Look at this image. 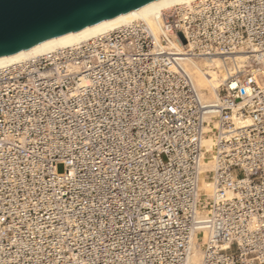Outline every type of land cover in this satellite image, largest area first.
<instances>
[{
  "label": "built area",
  "instance_id": "built-area-1",
  "mask_svg": "<svg viewBox=\"0 0 264 264\" xmlns=\"http://www.w3.org/2000/svg\"><path fill=\"white\" fill-rule=\"evenodd\" d=\"M155 24L0 69V264H190L208 112L201 264H264V0ZM208 59L225 76L203 104L181 61Z\"/></svg>",
  "mask_w": 264,
  "mask_h": 264
},
{
  "label": "bare ground",
  "instance_id": "bare-ground-1",
  "mask_svg": "<svg viewBox=\"0 0 264 264\" xmlns=\"http://www.w3.org/2000/svg\"><path fill=\"white\" fill-rule=\"evenodd\" d=\"M195 1L197 0H166L162 3L147 7L140 12L132 10L129 12L128 16L122 17L120 20L112 24H106V22H103L93 28H86L78 34L74 35L71 33L60 40L53 39L18 54L1 58L0 69L44 56L56 50L77 46L127 26L135 21H146L151 26L155 27L156 18L163 14V12L176 6L192 4ZM181 66L189 77L190 83L195 88L197 95L203 104L212 103L219 99L218 89L220 86L217 84L215 85L214 82H218L219 79L217 72L221 70L220 60L208 59L196 63L190 60H182ZM204 122V132L210 134L202 141L204 152L203 159L199 165V193L198 201L195 205L196 230L191 242V253L189 257L190 264H201L204 254V246L208 239V222L211 219V207L214 196V184L211 176L207 173H213L215 171L214 162L217 146L215 132L218 128L215 113L208 112L204 117ZM199 234L202 235V241H200Z\"/></svg>",
  "mask_w": 264,
  "mask_h": 264
},
{
  "label": "water",
  "instance_id": "water-1",
  "mask_svg": "<svg viewBox=\"0 0 264 264\" xmlns=\"http://www.w3.org/2000/svg\"><path fill=\"white\" fill-rule=\"evenodd\" d=\"M166 0H0V59Z\"/></svg>",
  "mask_w": 264,
  "mask_h": 264
},
{
  "label": "rangeland",
  "instance_id": "rangeland-1",
  "mask_svg": "<svg viewBox=\"0 0 264 264\" xmlns=\"http://www.w3.org/2000/svg\"><path fill=\"white\" fill-rule=\"evenodd\" d=\"M218 82H214V84L216 85H219V86H221L222 85V79L224 78V72H223V70L221 69V70H219L218 72ZM58 170H59V172H62L63 171V167L62 166H60L59 168H58Z\"/></svg>",
  "mask_w": 264,
  "mask_h": 264
}]
</instances>
